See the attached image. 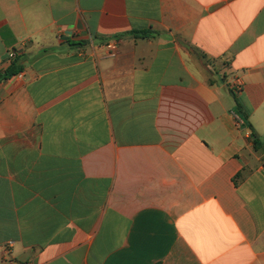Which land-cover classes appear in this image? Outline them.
<instances>
[{"label":"crops","instance_id":"0c3cea01","mask_svg":"<svg viewBox=\"0 0 264 264\" xmlns=\"http://www.w3.org/2000/svg\"><path fill=\"white\" fill-rule=\"evenodd\" d=\"M22 255L264 264V0H0V264Z\"/></svg>","mask_w":264,"mask_h":264},{"label":"built area","instance_id":"2783aa9c","mask_svg":"<svg viewBox=\"0 0 264 264\" xmlns=\"http://www.w3.org/2000/svg\"><path fill=\"white\" fill-rule=\"evenodd\" d=\"M108 50L110 51L111 54H114L116 49H117V44L116 43H110L107 45ZM243 87V82L241 79H236L235 82L232 85V88L234 90V92H239L242 90ZM238 125L242 123V121L239 119H237Z\"/></svg>","mask_w":264,"mask_h":264},{"label":"water","instance_id":"95a60500","mask_svg":"<svg viewBox=\"0 0 264 264\" xmlns=\"http://www.w3.org/2000/svg\"><path fill=\"white\" fill-rule=\"evenodd\" d=\"M28 261V256L27 255H22L17 258L15 264H25Z\"/></svg>","mask_w":264,"mask_h":264},{"label":"trees","instance_id":"16d2710c","mask_svg":"<svg viewBox=\"0 0 264 264\" xmlns=\"http://www.w3.org/2000/svg\"><path fill=\"white\" fill-rule=\"evenodd\" d=\"M134 34L135 35L141 34L143 36L145 35V33H137V32H135ZM14 70H15V66L12 69H10V71H8L5 76L9 75L10 73H14ZM254 143H255V147L259 145V142L257 140H255Z\"/></svg>","mask_w":264,"mask_h":264}]
</instances>
